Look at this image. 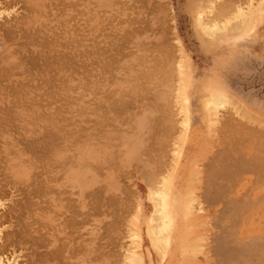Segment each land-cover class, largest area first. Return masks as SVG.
Wrapping results in <instances>:
<instances>
[{
  "label": "rangeland",
  "instance_id": "1",
  "mask_svg": "<svg viewBox=\"0 0 264 264\" xmlns=\"http://www.w3.org/2000/svg\"><path fill=\"white\" fill-rule=\"evenodd\" d=\"M6 1L8 0H0V7L2 9L4 8L3 6H5L4 3L2 4V2H6ZM76 1L77 0H73V2H76ZM82 1L79 0V3L78 1L76 2V4L78 5L82 4L80 5L81 7L75 5V3L73 5L75 7H73L70 4L72 0L65 1L66 4H70L68 5L67 8H69V6L71 7L69 8L71 10H69L65 6V8L69 11V13L67 15L65 13V15H66L68 27L72 29L74 28L73 32L75 31L76 28L78 29V27H83L84 25L87 26V23H89L88 21L91 20V14H89V10H86L85 8L86 0L85 1L82 0ZM222 1L221 0H119V1L116 0L115 3L117 6L115 5L114 7L115 8L113 11L114 14L109 13V12L103 13L104 11H102L101 26L102 25L106 26L107 24V27H106L107 31L105 29V26L101 27L102 29H104V32L106 31L105 33L103 32L104 34H102L101 39L103 40V42L101 43V45L103 44L102 46H104L103 48L106 51L104 56L106 55L110 56L109 59L107 56L102 59V61L104 60V63L106 66L104 65V63H101V66L102 65L104 66V67L102 66L104 69L101 67L102 68L101 70H104L102 72L100 70L101 75H98V78H96L97 76L96 77L94 76L96 79H98V83L100 84L102 82V84L100 85L98 84V86H93L92 84H90V82L96 81V79L95 78L93 79L92 78L93 76L89 77L90 79L91 78L93 79V80L91 79L90 82L88 81L90 84V88L89 86H87L88 84L85 85V87L87 88L84 89V92H83L84 99L82 103L69 105V112L67 113L69 122L68 120L67 122L69 124L71 123L70 125L68 124V126L71 127L70 133L74 134V131H76V133L80 132L81 128H84V127L86 128L91 124H92L91 127H94L93 125L94 123H91L89 125L87 124L88 122H86V119H87L86 116L89 113V111L91 114L92 112L93 113L99 112L98 115L100 117L99 116L97 117L100 118L99 119L100 123H98L97 125H99L98 127L99 128L101 127V128L98 129L97 125L95 126L97 127L98 131L100 130L102 134L100 135V132H99L100 136H98V139L99 138H100L99 140H101V138L103 139L101 140L102 142L99 141L98 143L100 145V142H101L102 147L100 146L99 147L101 148V150H104V151H103V155L100 149H98L100 152L99 151L97 152V153H100V155H102V156H98L97 160H99L100 157H102V160L97 161L96 159H94V161H91V160H88L89 162L87 161L88 163H91L94 165L93 166L89 164L91 165V169L90 168L88 169L89 174L87 173V176L92 175L91 177H93L94 179L96 178V179L94 182L95 184L92 185L93 187L91 185L89 186L92 189H90L89 187L86 189H89L91 190L92 193L95 192L96 194V196H94L95 194L88 195V196H92V198L91 197L89 198L91 199L90 200L91 202H88V208L92 204L94 205L98 204L99 205V206L97 205L98 208L103 207L102 212L104 211L105 213L108 211L109 213L107 214L105 213L107 215L106 216L105 214L102 215V213L99 211L101 209L96 208L98 209L97 212L99 213L95 212V210H91L92 212L91 214L93 216H91L92 218L91 217L87 218L91 220L90 221L87 220L88 222L83 232L85 235L83 236L82 242L85 241L86 239V241L83 243L85 245L81 243L80 241L81 239H80L79 243H81V246L78 245L79 244L78 243L76 244L78 246L75 245L76 248L72 246H71L72 248L70 247L72 250L70 249L69 253H68V250H66L67 253L66 251L64 252L65 253L64 257L65 256L68 257V258L66 257L67 259L65 258L67 261L66 260L64 261V259L61 258L60 260L58 259L57 262H53L51 264H58V263L59 264L60 263L61 264H64V263L65 264H139L137 262L138 260L129 262L127 258L128 255L132 253L135 254L137 252L141 255L140 257H142L143 264H236V263L237 264H264V256H263L264 255V230H263L264 229V165H263L264 164V12L262 13V9H258L259 6L264 5V0H222ZM225 1L226 2L229 1V3H226ZM211 2L215 3L214 6L211 5L212 4ZM236 2L238 4L237 6L242 5L241 7L243 9L245 8V9L254 10L256 8L258 11L256 15L254 16L255 20H253V22H247L245 24L244 23L237 24V22H235L236 27H238L237 28L238 32L234 31V33L232 34L231 32H229L227 36H224L225 38L223 36L221 38H217V37L215 38V37H211L207 35L205 30L202 29V25L200 24L201 18L203 19L202 23H209L211 22L209 18L212 17L211 16L213 15L212 13L214 12L215 14L216 10H217L216 13L218 12V10L219 12H221L220 8L222 10V5L229 4L232 6L233 3H236ZM209 4L213 6L214 8L216 7V9H214L215 11L212 10V13L209 12L211 15L207 14V16H210L207 19L205 13H207L208 11L204 12L205 14L204 16V14L201 15L202 14L201 10L204 9V7H206L205 10H209V8H207L210 6ZM250 5H251V8H250ZM231 6H229L228 8L230 12L232 11L231 8L235 7L236 4L235 6H232V7ZM217 7L219 8L217 9ZM161 8L163 11L161 10ZM211 8L212 7H210V9ZM14 9H10L9 11H7L8 13L7 12L5 13L4 10L0 9V14H1V11L2 12L4 11L2 15L0 16V22L3 21V17L9 16V14L10 15L13 14L14 11L17 12V10L16 9L14 10ZM17 9L19 10L17 13L18 15H21L24 13V11H22V4L17 6ZM82 9H85L83 10V13L81 12ZM103 9L105 8L103 7ZM75 10L77 12L78 11L81 12L83 14L82 17L85 16L84 18L88 16L90 20L87 21V19L89 18H86L85 19L86 21L84 23L83 21L84 19H82V17H80L79 15L80 13H77ZM165 11H166V14L168 15H165ZM84 13H86L87 15L86 14L84 15ZM75 14H78L80 19L77 20L78 18L77 15H76L77 18L74 16L75 17L74 19L73 15ZM110 14L112 15V18L110 17ZM232 14L233 13L231 12V16ZM70 16L73 18V20L71 18L72 21L69 20ZM106 16L108 18L105 20ZM113 17L115 18L114 20L115 23H112V22L111 23L112 25L114 24L113 25L115 27L114 31H113L114 27L110 24V22L108 23V20L113 21L112 20L114 19ZM204 17H206V19H204ZM74 20L75 22L77 20L78 23H81L83 26H79L78 24L75 25V23H73ZM168 20H171V21H168ZM108 25L110 26V28H108L109 27ZM86 26L84 27L86 28ZM111 27H113L112 28L113 36L117 37V38L115 37L114 42L111 37H108V35L110 34L109 31H111L110 30ZM176 39H178L181 42L185 50V53L188 56L189 73H190V86L188 89H190L192 96L194 97L191 99V112H192L191 124H190V129L188 131L189 133H187L186 136H184L185 135L183 132L184 128H182V118H181L182 113H179L181 112V109H179L181 106L177 104L178 93H176L177 92L176 87H178L177 82L179 81V74H178L179 70L175 66L173 67L170 66L171 62L173 64L176 60H177L175 62L176 66L179 67V65H181L178 62L180 61L178 59L179 57L177 58V56L179 55V52L177 49V44L175 43L177 42ZM108 42L111 43V44L109 43V46H108ZM121 42L124 44H122ZM127 42H130V43L128 44ZM173 43L176 45H174ZM111 45H116L113 51L110 50ZM120 46H123V48H120ZM170 48L171 50L172 48L175 50L171 51ZM128 49H130V51L132 52L131 55H130L131 52ZM167 50H169V52ZM162 51H164V56L162 54L164 61L162 62L163 66L161 67H164L165 69L161 70L160 69L161 67L159 66L158 67L159 74L156 75V77L150 74L149 79H151L152 76L158 79H155L156 81H153L154 78L152 77L151 79L152 81L150 82H153L151 83V85L154 86V87L152 86L153 92L151 90L152 87H150V90H151L150 92L152 93H150V96H148L150 100V98H152L154 94L156 97L158 95L160 97V101H158L159 99L158 97L154 99L155 98L154 96L152 98L153 102H151V100L150 101L148 100L149 103L151 102L154 104H149L147 105L148 107H146L145 105H142L141 103L140 105L139 101L143 97L142 96L140 97V95L137 96L138 94L134 95L131 92L132 90L131 88H134L136 86L135 84L141 83L140 82L141 80L139 79H142L139 77H138L139 79L135 78L134 75L136 73H137L136 76H140L138 75L140 72L138 73L136 70L138 68L142 70L141 65L144 63L142 62V59H143L142 57H146L147 55L148 57L150 55H151L150 57H153L155 56V54H157L156 56H158V54H161L160 52ZM167 52L174 53L173 54L174 56L172 54H168ZM106 58L108 61L106 60ZM130 58L132 60V63H131ZM171 58H176V59H174V61L172 59L171 61ZM169 61L171 62L169 63ZM138 64L139 65L141 64V65L137 67ZM144 66L143 68L144 70H146ZM171 67L173 71L172 69L171 71H168L170 70ZM106 68L107 70L105 71ZM110 68L111 69L113 68V70H111ZM127 70H129V72H131L132 70H135V73L131 72L132 77L134 76L132 79L130 78V81L132 80L131 85L133 84V82H137L136 80L138 79V82L134 84L135 86L134 85H132L133 87L131 86L130 88L131 90L130 89L128 90V85H127V88L123 87V86H126L127 82H130L128 79H124L125 77L127 78L128 76ZM161 72H163L165 75L167 74V76H165L164 74L160 75ZM169 72L171 74H169ZM95 75H97V73ZM163 75L164 77H162ZM100 76H102V78H100ZM160 76L163 79L160 78ZM172 76H174V78H172ZM165 77H168V78L166 79ZM70 78H71V85H73V87H77V85H79V82L76 84V82L78 81V76L76 75ZM99 78L102 80L100 81ZM105 78L109 79L110 83ZM110 78L111 79L113 78V79L111 80ZM76 79L77 81L74 84V81ZM159 79L161 83L159 82ZM161 79L164 80L166 84ZM121 80H124L125 82L124 81L122 82ZM167 81L171 82V84ZM173 82H174V85L172 86ZM156 83L158 85L157 87L155 86ZM164 84L166 87L164 86ZM83 85H84V82H83ZM91 85L93 87H91ZM119 85L121 86L123 85L122 88L124 90L122 89V91L124 92V94H122L123 92L120 90L121 86ZM159 85H163V86L159 87ZM170 86L171 88L175 90L171 89ZM73 87L71 86V89L72 90L74 89L73 91L75 93L73 91L71 92H73L74 96H76L78 89L73 88ZM158 87L159 89H162L161 92H163V96L162 94L158 93ZM91 88L93 89V91ZM155 88L156 90H154ZM87 89L88 90L91 89V92L90 91L88 92ZM168 90H170L171 92ZM97 91H100V93L98 94V98H96L95 96L96 93H98ZM120 91L121 93L120 95H118ZM125 91H130V92H128L129 93L128 94ZM217 92L224 93L230 96L232 101L235 103L231 101L229 104H225L226 106L221 105V106L215 107L212 105L213 103L211 104L210 102H207V100L209 101L210 97H212V95ZM126 95H129V96L133 95L134 98L132 100L130 98V101L131 103L134 102V104L133 103L131 104L130 102H128V104L125 103V106L123 107L124 101L126 102L127 100ZM120 96H122V98H124L125 100L123 99L124 101L121 102L120 100L122 98L119 99ZM117 97L118 99H116ZM161 97L163 98V100L161 99ZM93 99H95V101H98L99 104L98 102H95ZM154 100L155 101L157 100L158 102H160L161 104L158 103V105H161L163 108L159 107L156 103L157 101L154 102ZM91 101H93L94 104L93 102L92 104H90ZM88 103L90 105H88ZM95 103L97 104L98 107L100 106L104 108L102 109H100V107L97 108ZM232 104L233 105L236 104V105L233 106ZM164 105H166L167 107ZM176 106L178 107V109ZM53 107H57L56 104H54ZM87 107L89 108V110L87 109ZM127 107H130V108H127ZM215 108L217 109L215 110ZM21 109L22 108L20 109L17 108V113L20 112L18 113V115L20 114L19 116L20 120L18 121L19 118H18V115L16 114L17 115L16 124L24 125V123H26V118L25 120L23 119L24 117H26V114H25L26 112L23 111V109L22 110ZM39 110H38V113H39ZM85 110H87L88 112H86ZM97 110H100L101 112L100 111L97 112ZM172 110L173 111L175 110L173 113L177 116L171 113ZM214 110L217 112L214 113ZM160 111L163 113H161ZM211 111L213 113H211ZM169 112L172 114V116ZM165 114H167L168 117ZM213 114L215 115L213 116ZM101 117H102V120H101ZM91 118H93L92 121H95L96 119L95 114H93V116L91 115ZM168 118L169 119L173 118L174 121L175 119H177L176 124L174 121H171L174 124V126L177 125L173 129L169 128V127L172 128L173 126H171L172 123L171 124L169 123L170 121L168 120ZM213 118H216V120ZM22 120L25 122H23ZM224 121L226 122V124ZM220 122L222 123V125ZM163 123L166 126V127L164 126V128H163ZM216 123H219V124H216ZM228 123H231V124L228 126ZM179 124L181 125L179 126ZM142 126H144V128ZM145 126H147V128ZM227 126H228L229 131L226 130ZM138 128H143L144 129L143 131L145 134H141L138 131ZM165 128H167L168 130H166ZM160 129L163 132V134L161 135H160L161 133ZM176 130L178 131L176 132ZM169 131L172 133V135L170 134ZM147 132H150V133L152 132V133L150 135V133H147ZM139 133L141 134L140 136H139ZM77 134L79 135L80 133H77ZM159 135L162 136V138ZM35 136H39V134H36ZM157 136H159V138ZM29 138L32 140L34 138L37 139L36 137L34 138L29 137ZM29 138H27V140ZM163 140H165L166 142ZM172 141H174L175 143ZM137 142L140 143V147L135 145L137 144ZM180 142L181 143L183 142L182 143L183 146L181 145ZM165 144L166 145L170 144V146L169 147L168 145L165 146ZM174 144H177V145H174ZM256 144L258 145V147ZM176 146L177 147L179 146L178 148L183 147L184 149L181 155V161L179 162V166L177 169L178 173L175 178V194H174L175 202H173V205L175 207L177 231L173 236L174 239L172 241L171 246L167 248L168 251H166V253L163 254V247H161L159 244L157 245L155 244V239L157 240L158 238H155V234L153 233L152 225L154 224L155 226V222L152 223L151 221L152 220L151 217L154 213V206H153L154 189L152 186L154 184H152L153 182H149V180L152 175L151 170L158 171L159 169V172H162L164 173V175L167 176L165 172L167 173L170 172V170L169 172L167 171L169 168L168 165L173 163V160H172L173 158L171 159V155H172L171 153L174 152L173 153L174 154L173 157H174L176 153L175 149H178L176 148ZM93 148L96 152L97 148L92 147V149ZM153 148H155V150ZM255 148L260 149V151ZM147 150L148 152L151 151L152 153L151 152L147 153ZM150 154H153L151 155L152 157L150 156ZM125 156H127V158L129 159L132 158L130 163L124 161L125 159H123L122 157L125 158ZM26 157H30L29 152L28 154H25V157H24L25 160H26ZM25 160L23 159V161L26 163L27 160L26 161ZM24 162H23V165L21 166H24L25 164ZM168 162H170V164ZM238 162L239 163L241 162V163L239 164ZM152 163L156 164V166L158 164V166L157 167L155 165L153 166ZM98 164H101V168H102L101 170H99L100 167H98ZM150 165H152L153 168ZM96 166L97 168H99L98 170ZM210 166H211V169H210ZM0 167H1L0 168V184L5 183L6 187L8 186L10 187V185H7L8 181L5 178L6 177L5 175L7 174V172L9 173V171L5 168V166H3V164H0ZM150 167L151 169H149ZM4 169L6 173H4ZM93 169L97 171L94 172ZM212 169L213 170L215 169V170L213 171ZM147 171L148 173H146ZM207 171H209V173H207L209 174L208 175L209 178H211L212 175L215 176L217 174L216 181H215V177L213 176L212 177L214 180L213 179L212 180L214 182L212 180L210 181V179L207 180L208 178V176L206 178ZM196 173H199V174H196ZM27 175H29V173ZM200 175L201 177H197ZM188 177L189 178L192 177V178L189 179ZM27 178H23V181L25 182V184L27 183L31 184L32 178H31V181L29 180L30 178L29 179ZM205 180L211 183L210 185H208L210 186L209 187L210 189L208 188L210 191H208L207 188L205 187L207 186L206 185L207 182H205ZM193 182L194 184L192 185ZM209 182L207 184H209ZM3 184L0 186V188H2ZM149 185H151L152 188ZM214 185L215 187H213ZM5 186L4 188H6ZM9 187L8 189L2 188V190L4 189L3 191H5L4 192L5 194L2 193L3 191H1V194H0V212L2 213V214L0 213V215H3V212H5V209H7V207L14 205L10 199L11 198L12 200L16 199L14 197V193H12L13 191ZM179 191L182 192L183 195L185 194V198L180 199V195L178 193ZM187 192L194 194L192 195V198L194 200L199 198L198 202L197 200H195L196 202L193 200L194 202H192L193 203L191 207L192 209H190V205H188L189 203H187V201H189L188 199H190L189 198L190 194H188ZM86 193H85V196H86L85 199L87 200L88 193L87 194ZM205 193H207L208 195H206ZM97 194L98 196H100L101 199L98 198ZM93 196L97 197L98 199L96 198V201H95L94 200L95 198H93ZM89 199L87 201H89ZM259 199H261L262 201H260ZM99 200H102V201L99 202ZM24 201H26L27 203ZM24 201L20 203V204L23 203L21 205V209L25 208L24 211L28 212V210H30V209H26L25 206H27V208L31 206L35 207L34 203H31V202H35L36 199L30 202L28 200H24ZM107 203H109L110 205ZM228 203L230 204L231 208L229 207ZM135 204L139 205V210L137 209ZM194 206H196L197 209H195ZM14 208H15V205H14ZM135 209L138 210V212L135 211ZM225 209H227V211H225ZM31 210H33L32 207H31ZM31 210L28 213H30ZM87 211L90 212V210H87ZM20 212L23 213L21 210ZM32 212L30 213L31 214L30 216L29 214L25 215L27 213H23L24 216H27L28 218H30V219H26V222L30 224H32L33 222L39 223V221L37 220L38 218L36 219L38 215L35 217V214H34L35 211L33 213ZM223 212H225L226 214H224ZM98 214H101V215L99 216ZM95 215H96V218L102 219L103 222H101L102 220H100L99 224H97L98 221L97 219L94 218ZM134 216L136 217L138 216V223H139L138 227H139V230H140L139 233L141 236L140 250L136 247L137 242L135 241L137 240L133 236V234L136 232V230L134 231L135 228H134V225L132 224L135 219ZM94 220H96L97 222L96 221H95L96 223L93 222ZM107 221L109 222L107 223ZM37 223L36 225L34 224V227L36 229L39 227ZM112 224H114L115 226H113ZM104 225L105 226L109 225L110 227L109 226H106V227L108 229L110 228L112 230V231L110 230L111 233H114V234H111L109 230L107 231V228ZM112 226H113V229L111 228ZM35 228L33 229L35 230ZM12 229H10L9 224L7 223L4 225H0V234H1L0 244H2L4 233L11 232ZM22 229L23 228L19 226L18 230L16 228L13 230L14 231L17 230V232H19ZM31 231L33 232V230ZM85 232H87L88 234ZM99 233L103 234V236L99 235ZM96 234L98 235V237ZM262 235L263 237H259ZM237 236H239L240 239ZM252 237L253 239H251ZM90 239L93 242H91ZM193 243L196 244V246ZM58 244H56L57 246L56 248H58ZM223 244H225L227 247ZM187 245H189V247H186ZM191 246L193 247L195 246L197 247V249ZM59 247H61V245H59ZM87 247L91 251L89 250V252L85 253V251H88ZM73 248L80 252L79 253L75 252L76 253L75 254L73 251H76V250H74ZM11 249L10 251H12L13 254H11L12 252L7 251L6 253H3V255H0L4 261L7 258L6 261H10V259H12L11 260L12 264H15V262L16 263L19 262L17 264H29V262L26 263L27 261H25L26 259L24 257L23 259L21 256H19L18 252H16L14 249L12 250ZM80 249H83V250L81 251ZM84 249H87V250L84 251ZM235 251L236 253L239 251L240 252L239 254H241V256L236 254L239 257L237 259H240V261L242 260V262L244 261L245 263L244 262L240 263V262H237L238 260L237 261L235 260L237 257L233 253ZM230 253H233L234 257H232V254ZM257 253H260V254H257ZM73 254L75 257L72 256ZM88 255H91V256H88ZM257 257L260 260H257ZM92 258H94L93 259L94 262L92 261ZM253 258H255L257 261H253L255 260ZM61 260H63V262ZM85 260L87 261L85 262ZM134 262H137V263H134Z\"/></svg>",
  "mask_w": 264,
  "mask_h": 264
},
{
  "label": "bare ground",
  "instance_id": "2",
  "mask_svg": "<svg viewBox=\"0 0 264 264\" xmlns=\"http://www.w3.org/2000/svg\"><path fill=\"white\" fill-rule=\"evenodd\" d=\"M65 1L66 0H8L6 2H2V4L4 3V5H5V6H3L4 7L3 9L0 7L1 10L5 11V13L7 11H9L10 9H14V8L17 10V12L14 11L13 14H11V15L9 14V16L6 15L7 17H3V21L0 22V164H3V166H5V168L9 171V173L7 172L8 175L7 174L5 175L6 176L5 178L8 181L7 185H10V187L9 186L8 187L13 191L12 193H14V197L16 198L14 200H12V198L10 199L12 201V203L15 205V208H14V205H11V206L7 207V209H5V212H3V215H0V222H1L0 225H4V224L7 223V224H9L10 229H12V228L15 229L16 228L18 230L19 226H21L23 228L19 232H17V230L14 231L12 229L13 231L11 230V232L4 233L2 244H0V255H3V253H6L7 251H10V249L12 248L16 252L19 253V256H21L22 258L24 257L26 259L25 261H27L26 263L29 262V264H51L53 262H57L58 259L60 260L61 258L64 259V261H65L68 258L67 256L64 257V254H65L64 252L66 250H68V253H69L70 249L72 247L76 248L75 245L78 244L80 241H81L82 244L86 241V239H85V241L82 242L83 236L85 235L83 232H84V228H85L87 222L91 220V219L89 220L87 218L93 216L91 214L92 213L91 210H95V212H97L98 209H101L99 211L102 213V215H104L105 213L106 214L109 213L107 210H105V211H107L105 213H104V211L102 212V208L103 207L102 208H100V207L98 208V206H99L98 204H96V205L92 204L88 208V202H91L90 201L91 199H89V198L90 197L92 198V196H88V195H90V194L93 195V194H95V192L92 193L91 190L86 189L90 185L92 186L93 184H95L94 182H95V179H96V178L94 179L93 177H91L92 175L91 176L89 175L90 177L87 176L88 169L89 168L91 169V165H93L91 163H88L89 162L88 160H91V161H94V159L97 160L98 156H102L103 155V151H104V150H101V148H100V147H102V145H101L102 141L101 140L103 138H101V140H99L100 138L98 139V136L102 135L100 130L98 131V129H100L101 127L99 128L98 127L99 125H97L98 123H100L99 122L100 118L97 117V116H99L98 115V113H99L98 111H100V110H97L98 113H96L93 110L95 113L92 112V114L89 111V113L86 116V118H87L86 122H88L87 123L88 125L91 124V123H94L93 124L94 127H91V125H92L91 124V125H89L86 128L85 127L81 128V131L77 132V133H80L79 135L74 130H73L74 134L70 133L71 127L68 126L69 120H68L67 113L69 112V105L70 104H80V103H82V101L84 99V93L83 92H84V89L87 88V87H85L86 84H88L87 86H89V88H90V84H92L93 86H98V84H99L98 83V79H96V78H98V75H101V72L104 71V70H101L104 67L103 65H102L103 67L101 66V63H104V60L102 61V59L107 56V55L104 56L106 51L103 48L104 46H102L103 44L101 45V43L103 42V40L101 39L102 34H104L107 31V29H106L107 24H106V26L102 25V26H105V29H106L105 32H104V29L101 28L102 27L101 26L102 11H104L103 13L109 12V13L114 14L113 11L115 9L114 7L116 5V3H115L116 0H86V6L85 5L84 6H85L86 10H89V14H91V20H90V18L88 16L86 18H89V19H87V21L90 20L91 22L88 21L90 24L86 22L87 26L84 25V26H86V28H85L81 23H78L77 20L80 19L78 14L73 15V17L74 16L76 17V15L78 17V18L76 17L77 18L76 22L74 20L73 23H75V25L78 24L79 26H83V27H78V29L76 28L77 31L75 29L74 32H73L74 28L73 29L69 28L68 24H67L66 15L69 13V11L67 9L71 8L70 6H69V8H67V7L70 4L73 6L74 3L77 6H80L82 4H80V5L76 4L77 1L79 3V0H77L76 2H73V0H72L73 3L71 2L70 4H66ZM80 1H82V0H80ZM226 3H229V1L226 2ZM20 4H22V11H24V13L23 14L20 13L21 15H18L17 13H18L19 10L17 9V6H19ZM214 4L215 3H212L211 5L214 6ZM235 4H236V6H235ZM211 5L209 7H207V8H209V10H205L206 7H204V9L201 10V12H202L201 15H203L205 11L206 12L208 11L207 13H205L207 19H208V17H210V16H207V14L209 15L210 14L209 12L212 13V10L215 11L214 9H216V7L214 8ZM237 5H238L237 2L233 3V5H232V6H235L237 8L232 7L229 4L222 5V10L220 8L221 12H219V10H218L217 13H216V11H217L216 10L215 14L213 12L212 14L214 15V17H213V15L210 14L212 16L211 18H213V19L209 18L211 20V22H209V23H202L203 19L201 18V22H200V20H199V22L202 25V29L205 30L206 34L211 36V37L221 38L222 36L223 37L227 36V34H229V32H231V34H232V33H234V31L238 30L237 29L238 27H236L235 22H237V24L238 23H244L245 24L247 22H253V20H255L254 16L256 15V13L258 11L256 8L254 10L253 9H245L244 8L245 9L244 10L241 7L242 5L241 6L239 5L240 8ZM65 6H66L67 9L65 8ZM229 6L232 7L231 8L232 9L231 12L233 13L232 16H231V12L228 9ZM73 7H75V6H73ZM103 7L105 9H103ZM210 7H212V8L210 9ZM219 7H217V9ZM233 8H234V10H233ZM250 8H251V5H250ZM258 9H262V13H263L264 12V5L259 6ZM69 10H71V9H69ZM83 10H85V9L81 10L82 13H83ZM161 10H162V8H161ZM20 11H21V9H20ZM3 12L1 11L0 16L2 15ZM81 12H79V11L77 12V13H80L79 14L80 17L83 16V14ZM65 13H66V15H65ZM15 14H17V15H15ZM85 14L86 13H84V15ZM205 14H204V16H205ZM165 15H168V14H166V11H165ZM75 17H74V19H75ZM84 17H82V19H84L83 21L85 23V21H86L85 19L86 18H84ZM110 17L112 18L111 14H110ZM206 17H204V19H206ZM71 18L72 17L70 16L69 20H71ZM107 18L108 17L106 16L105 20ZM111 18H109V19H111ZM169 19H170V17H169ZM72 20H73V18H72ZM112 20L113 21H109L108 20V23L110 22L111 25H112V23H115V21H114L115 18L112 19ZM171 20H168V21H171ZM69 24H71V23H69ZM203 24H204V26H203ZM71 25H73V24H71ZM72 27H74V26H72ZM113 27H111V29H110L111 31H109L111 35L109 33H108L109 35L108 34L107 35H108V37H111L113 39V42H114L115 41L114 39H115L116 36H113V34H112V28ZM108 28H110V26ZM101 29H102V31H101ZM114 29H115V27L113 28V31H114ZM130 29H132V28H130ZM115 32H114V34H115ZM128 34H129V32H128ZM176 41L177 42H175V43L177 44V49H178V52H179V55L177 56V58L179 57L178 59L180 61H178V62L181 65H179V67L176 66L175 62L177 60L172 64V62H171L172 59L174 61V59H176V58H171V61H169V63L171 62L170 66H172V67L175 66L179 70V73H178L179 74V81L177 82L178 87H176V91H177L176 93H178V95H177V104H179L181 106L179 108V109H181V112H179V110H178V112L182 113V116H181V118H182V128H184L183 132L185 134L184 136H186L187 133H189L188 131L190 129V124H191V114H192V112H191V99L194 98V97L192 96V93H191L190 89H188L189 86H190V73H189L188 56L185 53V50H184L181 42L178 39H176ZM109 43L110 42H108V46H109ZM127 43L129 44L130 42H127ZM122 44H124V43H122ZM176 44H174V45H176ZM115 46L116 45H111L110 50L113 51ZM120 48H123V46H120ZM173 48H172V50L170 48V50L171 51L175 50ZM128 50L130 51V49H128ZM167 51L169 52V50H167ZM154 52H155V50H154ZM160 53L161 54H158V56H156L157 54H155V56H153V57H150L151 55L149 57H148V55L147 56L144 55L146 57H142L143 58L142 62H144L143 64L145 66L143 64L142 65L140 64L141 67H142V70H140L139 68L136 70L138 73L140 72L138 75H140L141 77L140 76H136L137 73L134 76H135V78H138V77L142 78L143 81H142V79L138 78L139 80H141L140 81L141 83H137L138 82V79H137L136 80L137 82H133V84H132V85H134L135 83H137V84H135L136 86L134 85L135 86L134 88H131V86H132L131 85V81L132 80L130 81V78L132 79L134 77V76L132 77V73L131 72L135 73V70H132L131 72H129L130 69L127 70L128 71L127 72V74H128L127 78L124 76L125 77L124 79H128L130 82H127L128 81L127 80L126 81L127 82L126 86H123V85L122 86L127 88V85H128V90L131 88L132 90L131 89L130 90H131V92L134 95L138 94L137 96H139V95H140V97L142 96L143 98L139 101V104L141 103L142 105H145L146 107H148L147 105H149V104H154V103H151V102H153L152 98L155 96V94L154 93H153L154 95L152 94L153 96H152V98H150V100H151L150 103L148 102V100H149L148 96H150V93L153 92V87H154L153 85H151V83H153V82H150V81H152L151 79H152L153 76L156 77V75L159 74L158 67L159 66L160 67L163 66L162 62L164 61V59H163L164 51H162ZM131 54H132V52L130 53V55ZM143 54H145V53H143ZM162 54H163V56H162ZM168 54H172L173 55L174 53H168ZM107 57L109 59L110 56H107ZM175 57H176V55H175ZM106 60H107V58H106ZM112 60H114V59H112ZM130 60H131V58H130ZM117 62H118V60H117ZM131 63H132V60H131ZM104 65H105V63H104ZM140 65L138 64L137 67H139ZM143 66L145 67L146 70H144ZM172 67L168 71H171ZM160 69L163 70L165 68L161 67ZM100 70H101V72H100ZM106 70H107V68L105 69V71ZM111 70H113V68ZM172 71H173V69H172ZM163 72H161L160 75L164 74ZM94 73L95 74L97 73V75H95ZM150 74L153 75L151 77V79H149L150 78L149 77ZM169 74H171V73L169 72ZM169 74H168V76H169ZM71 75L72 76H76V75L78 76V81H77V79L74 81V84H75L76 81H77L76 84L79 82V85H77V87H73V85H71V78H70V77H72ZM164 75L162 77H164ZM94 76L95 77L97 76V77L95 78ZM165 76H167V74ZM89 77H92L93 79L95 78L96 81H91L92 78L90 79ZM162 77L160 76V78H162ZM100 78H102V76H100ZM165 78L167 79L168 77H165ZM172 78H174V76H172ZM105 79H107V78H105ZM155 79H158V78H154L153 81H156ZM166 79H165V81H166ZM101 80L102 79H100V81ZM107 80L109 81V79H107ZM88 81L89 82L91 81L92 83L90 82V84H89ZM121 81L123 82L124 80H121ZM133 81H134V79H133ZM162 81L164 82V80H162ZM83 82H84V85H83ZM159 82L161 83L160 79H159ZM167 82H169V81H167ZM109 83H110V81H109ZM169 83L171 84V82H169ZM100 84H102V82ZM117 84H118V82H117ZM165 84H164V86H165ZM92 85H91V87H93ZM129 85H130V87H129ZM173 85H174V82L172 83V86ZM71 86L73 88L78 89V92L76 91L77 92L76 96H74L75 92L73 91L74 89L73 90L71 89ZM119 86H121V85H119ZM122 86H121V89H120L121 91L123 89ZM155 86L156 87L158 86L157 83H156ZM160 86H163V85H159V87ZM150 87H152V89H151L152 92H150L151 91ZM159 87H158V93L162 94V96H163V92H161L162 89H159ZM168 87H169V85H168ZM170 88H171V86H170ZM91 89H89V90L87 89L88 92L89 91L91 92ZM95 89H97V88H95ZM171 89H173V88H171ZM154 90H156V88ZM159 90H160V92H159ZM170 90H168V91H170ZM173 90H175V89H173ZM71 91H73L74 93L71 92ZM92 91H93V89H92ZM100 91H97L98 93H96V95H95L96 98H98V94L100 93ZM121 91L118 93V95H120ZM125 92L128 93L130 91H125ZM93 93H95V92H93ZM122 94H124V92ZM126 96H127L126 97L127 98L126 102L124 101L125 99L122 98V96L119 97V99L122 98L120 100L121 102L124 101V105L122 104L123 107L125 106V103H127V104H128V102L131 103L130 98H131V100L134 98L133 95L132 96L126 95ZM157 97L159 98L158 101H160V97L158 95H157ZM157 97L155 96L154 99H156ZM116 99H118V97ZM161 99L163 100L162 97H161ZM93 100L95 101V99H93ZM120 101H118V102H120ZM156 101L154 100V102H156ZM158 101L156 102L157 105H158V103H160ZM231 101H232V99H231L230 96H228V95H226L224 93H218V92L213 94L212 97H210L209 101L207 100V102H210L211 104L213 103L212 105L215 106V107L216 106H221V105L224 106L225 104H229ZM92 102L93 101H91L90 104H92ZM95 102H98V101H95ZM132 103L134 104V102H132ZM233 103H235V102H233ZM54 104H56L57 107H53ZM90 104L88 103V105H90ZM93 104H94V102H93ZM98 104H99V102H98ZM95 105H96L97 108L100 107V106L98 107L96 103H95ZM109 105H111V104H109ZM120 105H119V107H120ZM212 105H211V107H212ZM234 105H236V104H234ZM158 106L162 107L161 105H158ZM164 106H166V105H164ZM172 106H173V104H172ZM17 108H19V109L22 108L23 111L26 112L25 113L26 117H24V119H23V120H25V118H26V123H24V125L16 124V121H17L16 116L18 115V113H20V112L17 113ZM102 108H104V107H100V109H102ZM127 108H130V107H127ZM217 108H215V110ZM87 109L89 110L88 107H87ZM177 109H178V107H177ZM177 109H175V110H177ZM38 110H39V113H38ZM215 110H214V113L217 112ZM85 111L88 112L87 110H85ZM143 111H145V110H143ZM174 111L172 110L171 113H173ZM208 111H210V110H208ZM161 113H163V112H161ZM211 113H213V112L211 111ZM93 114H95V116H96L95 121H92L93 118H91V115L93 116ZM165 115L167 116V114H165ZM174 115H173V117H174ZM214 115L215 114H213V116ZM19 116H20V114L18 115V118H19ZM171 116H172V114H171ZM171 116H169V117H171ZM175 116H177V115H175ZM106 118H108V117H106ZM171 119L168 118V120L170 122L167 121L170 124L172 123L171 121H174L173 118H171ZM213 119L216 120V118H213ZM19 120H20V118L18 119V121ZM67 120H68V122H67ZM101 120H102V117H101ZM176 120L177 119H175V121H174L175 124H176ZM178 120H179V118H178ZM180 121H181V119H180ZM23 122H25V121H23ZM226 122H227V120H226ZM226 122H225V124H226ZM228 122H229V120H228ZM101 123H103V122H101ZM216 124H219V123H216ZM230 124L231 123H228V126ZM95 125H97L98 129H97V127ZM143 125H144V123H143ZM180 125L181 124H179V126ZM221 125H222V123H221ZM164 126L165 125L163 123V128H164ZM171 126H173V127L172 128L169 127V126H167V127H169L170 129H173L177 125L174 126V124L172 123ZM228 126H227V129H226L227 131H229ZM142 127L144 128V126H142ZM145 127L147 128V126H145ZM143 128H138V131L141 134H145L144 131H143L144 130ZM163 128H161V129H163ZM224 128H225V126H224ZM153 129H154V127H153ZM165 129L168 130L167 128H165ZM177 131L178 130H176V132ZM220 131H222V130H220ZM99 132H100V135H99ZM140 133H139V136L141 135ZM147 133H150V132H147ZM151 133H150V135H151ZM36 134H39V136H35ZM161 134H163L162 130H161L160 135ZM170 134L172 135L171 132H170ZM179 134H180V132H179ZM243 134H244V132H243ZM137 135H138V133H137ZM159 136H157V137L159 138ZM29 137H31V138L32 137L33 138L36 137L37 139L34 138L35 140L34 139L32 140ZM160 137L162 138V136H160ZM27 138H29L30 140L29 139L27 140ZM155 138H156V136H155ZM172 139H174V138H172ZM99 141H101L100 145L98 143ZM163 141H165V140H163ZM174 141H172V142H174ZM222 141H224V140H222ZM169 142H171V141H169ZM177 143H179V142H177ZM182 143H181V145H182ZM233 144H232V146H233ZM237 144H239V143H237ZM131 145H132V143H131ZM135 145L140 147V143H138V142ZM167 145L165 144V146H167ZM174 145H177V144H174ZM241 145H242V143H241ZM169 146H170V144L168 145V147ZM92 147H96L97 151L95 152L94 148L92 149ZM178 147L176 146V148H178ZM257 147H258V145H257ZM180 148H178L179 150L175 149L176 153H175L174 157H173V155H174L173 153L174 152L172 150L171 151L173 153L169 152V153L172 154V155L171 154L170 155H171V159L173 158L172 159L173 163L170 164L171 161L168 162L170 164V165H168L169 168H170L171 165L172 166H171L170 169L168 168V170H167L168 172L170 170L169 173L165 172L167 174V176L164 175V173L159 172V169H158V171L151 170L152 173L149 171L152 174V175L150 174L151 178H150L149 182H153L152 184H154V185L151 184L153 186V189H154V191H153L154 213H153V215L151 217L152 223L155 222V226H154V224L152 225L153 226V233L155 234V238H158L157 240L155 239V244L156 245L159 244L161 247H163V254H165L166 251H168L167 248L171 246L172 241L174 239L173 236H174V234L177 231V229H176L177 221H176L175 207L173 205V202H175V200H174L175 178H176L177 173H178L177 169H178V166H179V162L181 161L182 152L184 150L183 147L181 149ZM98 149H100V151H102V155H100V153H97L99 151ZM153 149L155 150V148H153ZM255 149H257V148H255ZM134 150H135V148H134ZM257 150L260 151V149H257ZM28 152H29V156L30 157H26V160H27L26 161L24 157H25V154H28ZM143 152H144V150H143ZM150 152H148V150H147V153H150ZM159 152H161V151H159ZM153 154H150V156L153 155ZM147 156H148V154H147ZM166 156H168V155H166ZM122 158L125 159L124 161H126L128 163H130V161L132 160V158L129 159V158H127V156H125V158L124 157H122ZM23 159L26 161V163L23 161ZM100 160H102V157H100L99 160H97V161H100ZM151 160H152V158H151ZM23 162L25 164H24V166H21V165H23ZM89 164H91V165H89ZM101 164H98V167H100V169L97 168V166H96L97 170L98 169L99 170L102 169L101 168ZM152 165L156 166V164H153V163H152ZM152 165H150V166L152 167ZM148 166H149V164H148ZM157 166H158V164H157ZM197 166H198V164H197ZM151 167L149 169H151ZM164 167H166V166H164ZM195 168H196V166H195ZM236 168H237V166H236ZM253 168H255V167H253ZM114 169H115V167H114ZM210 169H211V166H210ZM210 169H209V171H210ZM93 170H91V171H93ZM97 170H94V172L97 171ZM209 171H207L206 174L209 173ZM27 172L29 173V175H27L28 174ZM4 173H6L5 169H4ZM146 173H148V171ZM160 173H162V174H160ZM193 173H194V171H193ZM99 174H100V172H99ZM196 174H199V173H196ZM208 175L209 174L206 175V178H207ZM210 175H212V174H210ZM216 175L215 176L212 175L213 177H215V181H216V177H217ZM212 176H211V178H209V176H208L207 180L210 179V181H211L213 179ZM197 177H201V175L197 176ZM23 178H27V179L30 178L29 179L30 181H31V178H32V181H31L32 183L31 184H29V183L25 184V182L23 181ZM190 178H192V177H190ZM194 182H195V180H194ZM194 182L192 183V185L194 184ZM205 182H207V181L205 180ZM1 183H2V181H1ZM97 183H98V181H97ZM207 183H206L207 186H205V187L207 188L208 191H210L209 190L210 186H208V185H210L211 183L210 182H209V184H207ZM2 184H0V186ZM151 185H149V186L151 187ZM216 185H217V183H216ZM4 186H5V183L3 184L2 188H4ZM8 187H6V188L8 189ZM213 187H215V185ZM2 188H0V194H1V191L6 189V188H4L2 190ZM90 189H92V188H90ZM4 192L5 191H3L2 193H4ZM6 192H7V190H6ZM85 193L87 194V200L89 199V201H87L85 199L86 198ZM178 193L180 195V199L185 198V194L183 195L182 192H180V191ZM193 193H194V191H193ZM193 193L192 194L188 193V194H190V197H189L190 199H188L189 201H187V203H189L188 205H190V209H192L191 208L192 204H193L192 202H194L195 200H197V202H198V199H199L198 198V199L194 200L192 198V195H194ZM236 193H237V191H236ZM205 194L208 195L207 193H205ZM94 196H96V194ZM94 196H93V198H95L94 200L96 201L97 197H94ZM97 196H98V194H97ZM98 198H100V196H98ZM18 199H20V200H18ZM34 199H36L37 202L35 201V202H31V203H34V206L36 208L31 206L33 204H31L29 206H31L33 208V210L35 211V213H34L35 217L38 215V217H36V219L38 218L37 220L39 221V223L36 222L39 225V227L37 229L34 227V224L36 225V223H34L33 221L32 222L34 224L33 223L32 224L27 223L26 219H30V218H28L27 216H24V214H23V213H27L25 215L29 214V216H30L31 215L30 213L33 211V210H31V207L27 208V206H25L26 209H30L31 210V212L28 213L30 210H28V212L24 211L25 208L21 209V205L23 203L20 204L24 200H28L30 202V201H32ZM259 200L262 201L261 199H259ZM101 201L102 200H99V202H101ZM24 202H26V201H24ZM238 203H240V202H238ZM107 204H109V203H107ZM136 207L139 210V205H136ZM194 207H195V209H197L196 206H194ZM229 207H230V204H229ZM96 208H98V209H96ZM20 210L23 213H21ZM87 210H90V212L87 211ZM138 210L135 209V211H137V212H138ZM225 211H227V209H225ZM97 213H99V212H97ZM223 213L226 214L225 212H223ZM96 215H95L94 218L97 219V221H98L97 224H99V221L102 220V219L96 218ZM98 215L100 216L101 214H98ZM230 215H231V213H230ZM134 217H135V219H134L132 224L134 225V228H135L134 231L136 230V232L133 234V236L137 240V241H135V242H137V246L136 247L140 250V248H141V236H140V233H139L140 230H139V227H138V224H139L138 223V216L137 217L134 216ZM16 220H17V222H16ZM95 221L96 220H94L93 222H95ZM101 222H103V220ZM108 222L109 221H107V223ZM112 225L115 226L114 224H112ZM14 226H15V228H14ZM106 226H109V225H106ZM113 226L111 227L112 229H113ZM33 228H35V230ZM31 230H33V232ZM108 230L111 233L112 230L110 228L109 229L107 228V231ZM98 232H99V230H98ZM227 232H229V231H227ZM85 233H87V232H85ZM111 234H114V233H111ZM99 235L103 236V234H101V233H99ZM97 237H98V235H97ZM237 237L239 238V236H237ZM259 237H263V235L259 236ZM99 239H101V238H99ZM103 239H104V237H103ZM251 239H253V237ZM258 240H259V238H258ZM91 242H93V241L91 240ZM81 243H79L78 245L81 246ZM56 244H58V248H56L57 247ZM59 245H61V247H59ZM78 245H76V246H78ZM83 245H85V244H83ZM83 245H82V247H83ZM194 245L196 246V244H194ZM223 245H225V244H223ZM181 247H183V246H181ZM186 247H189V245H187ZM191 247H193V246H191ZM54 248H56V249H54ZM195 248L197 249V247H195ZM223 249H224V247H223ZM74 250H76V249H74ZM80 250L82 251L83 249H80ZM85 250H87V249H84V251ZM89 250L90 249L88 248V251H85V253L89 252ZM95 250H96V248H95ZM10 252H12V251H10ZM73 252L74 253L75 252L79 253L80 251L76 250V251H73ZM92 252H93V250H92ZM247 252H245V253H247ZM66 253H67V251H66ZM233 253L235 254V256H237L236 254L241 256V254H239L240 253L239 251L237 253H236V251L233 252ZM233 253H230V254H232V257H234ZM11 254H13V252ZM257 254H260V253H257ZM102 255H103V253H102ZM72 256H74V254ZM88 256H91V255H88ZM140 256L141 255L137 252L135 254L132 253V254L128 255L127 258L129 260V262L130 261L133 262V261H137L138 260L137 262L139 264H143L142 257H140ZM251 256H252V254H251ZM96 258H98V257H96ZM237 258H239V257L237 256L235 260L236 261L238 260L237 262L241 263L242 260L240 261V259H237ZM260 258H262V257H260ZM93 259L94 258H92V261H93ZM247 259H246V261H247ZM253 259H255V258H253ZM6 260H7V258H6ZM6 260L4 261L1 258V256H0V264H12L11 263L12 259H10V261H6ZM257 260H260V259H258V257H257ZM257 260L255 259L253 261H257ZM23 261H22V263H23ZM61 261L63 262V260H61ZM86 261L87 260H85V262ZM250 261H249V263H250ZM137 262H134V263H137ZM221 262H223V261H221ZM17 263H19V262H17ZM17 263L15 262V264H17ZM252 263H254V262H252Z\"/></svg>",
  "mask_w": 264,
  "mask_h": 264
}]
</instances>
